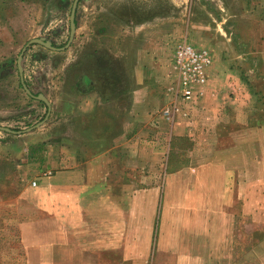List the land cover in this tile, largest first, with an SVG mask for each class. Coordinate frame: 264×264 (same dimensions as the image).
Here are the masks:
<instances>
[{
  "label": "rangeland",
  "instance_id": "rangeland-1",
  "mask_svg": "<svg viewBox=\"0 0 264 264\" xmlns=\"http://www.w3.org/2000/svg\"><path fill=\"white\" fill-rule=\"evenodd\" d=\"M73 3L0 0V125L24 130L45 118L44 105L23 88L17 60L35 38L66 46ZM76 22L66 51L28 46L24 64L34 92L51 93L62 64L81 47L133 58L141 45L153 71L159 64L149 82L153 94L129 105L140 107L143 119L166 106L177 44L186 39L213 57L204 93L190 104L194 116L179 119L171 153L168 141L159 156L146 145L141 177L131 171L135 192L127 198L135 207L141 201L130 208L133 249L129 258L114 253L106 263L264 264V0H79ZM42 73L46 86L35 78ZM193 121L204 130L189 135ZM14 186H0V264H25Z\"/></svg>",
  "mask_w": 264,
  "mask_h": 264
},
{
  "label": "crops",
  "instance_id": "crops-1",
  "mask_svg": "<svg viewBox=\"0 0 264 264\" xmlns=\"http://www.w3.org/2000/svg\"><path fill=\"white\" fill-rule=\"evenodd\" d=\"M83 49L62 64V76L51 93L30 88L24 54L25 84L33 94L48 99L50 106L35 98L49 116L24 130H0L5 134L0 138V186L15 184L25 264H107L106 258L114 253L129 258L134 241L129 233L136 225L129 215L135 206L127 198L134 191L131 171L141 177L146 145H153L159 156L168 141L170 154L179 119L194 116L191 103L180 104L173 116L165 114L174 84L163 90L168 100L159 112L146 111L141 119L140 107L135 112L129 108L132 103L141 106V98L146 101L153 94L149 82L159 66L152 70L154 65L145 60L141 45L133 58L119 57L109 48ZM38 77L42 85L48 83L47 75ZM159 85L156 91H162ZM188 125L189 135L204 130L197 121ZM136 202L138 209L141 201Z\"/></svg>",
  "mask_w": 264,
  "mask_h": 264
},
{
  "label": "built area",
  "instance_id": "built-area-1",
  "mask_svg": "<svg viewBox=\"0 0 264 264\" xmlns=\"http://www.w3.org/2000/svg\"><path fill=\"white\" fill-rule=\"evenodd\" d=\"M212 64L213 57L207 48L194 47L186 39L177 45L174 55L176 80L173 100L165 114L173 116L178 112L180 104L191 103L204 93Z\"/></svg>",
  "mask_w": 264,
  "mask_h": 264
},
{
  "label": "water",
  "instance_id": "water-1",
  "mask_svg": "<svg viewBox=\"0 0 264 264\" xmlns=\"http://www.w3.org/2000/svg\"><path fill=\"white\" fill-rule=\"evenodd\" d=\"M79 0H74L73 3V7H72V12H71V17H70V37H69V41L66 44V46L62 47V48H58L56 46L53 45V43L49 40H43L40 38H35L30 40L22 49L18 60H17V65H18V70H19V74L21 76L22 79V84L27 92V94L33 98H37L39 100H42L43 102H45L48 106L49 105V101L48 99L43 95V94H39V95H35L31 92V90L27 87V85L25 84L24 81V70H23V66H22V60H23V56L25 51L28 49V46L31 44H41L49 49L52 50H64L66 47L70 46V44L72 43L75 33H76V10H77V6H78ZM49 116V112L47 114V116L45 117V119H47ZM0 130L1 131H7V132H14V130L8 128V127H4L0 125Z\"/></svg>",
  "mask_w": 264,
  "mask_h": 264
},
{
  "label": "flooded vegetation",
  "instance_id": "flooded-vegetation-1",
  "mask_svg": "<svg viewBox=\"0 0 264 264\" xmlns=\"http://www.w3.org/2000/svg\"><path fill=\"white\" fill-rule=\"evenodd\" d=\"M76 28H77V22H76ZM76 34V33H75ZM75 37V36H74ZM74 40V39H73ZM52 42V41H51ZM53 43V42H52ZM54 45V44H53ZM71 45V44H70ZM55 46V45H54ZM57 47V46H56ZM64 47V46H63ZM69 47V46H68ZM58 48H62V47H58ZM67 48V47H66ZM65 48V49H66Z\"/></svg>",
  "mask_w": 264,
  "mask_h": 264
}]
</instances>
